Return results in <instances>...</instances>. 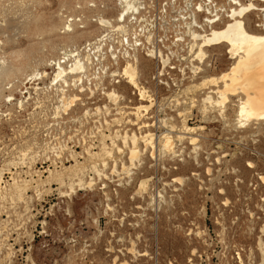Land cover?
I'll return each instance as SVG.
<instances>
[{"label":"rangeland","instance_id":"rangeland-1","mask_svg":"<svg viewBox=\"0 0 264 264\" xmlns=\"http://www.w3.org/2000/svg\"><path fill=\"white\" fill-rule=\"evenodd\" d=\"M119 3L0 0V264H264L259 245L264 242V131L237 127L233 107L227 119L217 111L204 117L206 91L193 88L229 69L233 60L226 47L208 49L201 63L189 51L192 41L182 43L170 89L156 90L153 60L140 56L133 65L138 84L155 103L141 120L135 109L150 103L125 76L127 82L116 85L106 74L95 86L78 75H68L69 87L53 79L64 54L77 56L116 27ZM246 22L255 28L264 13H253ZM71 64L62 66L68 72ZM195 67L202 69L197 76ZM64 90L67 97H78L67 112L57 110ZM113 91L117 102L108 97ZM184 122L198 130L184 134ZM125 133L155 135V153L140 144L141 160L124 173L122 164L131 165L129 150L118 142L124 149L113 150L118 173L111 160L107 167L99 165L104 175L98 177L88 153L100 152L103 141L110 146L105 136ZM164 134L173 137L171 151L159 143ZM192 136L199 139L197 147ZM79 165L85 167V186L75 185L72 192L65 170ZM61 172L66 186L52 180ZM13 180L32 185L23 199L14 196ZM143 180L149 181L145 192L139 190Z\"/></svg>","mask_w":264,"mask_h":264},{"label":"bare ground","instance_id":"bare-ground-1","mask_svg":"<svg viewBox=\"0 0 264 264\" xmlns=\"http://www.w3.org/2000/svg\"><path fill=\"white\" fill-rule=\"evenodd\" d=\"M232 1L234 2L235 5H238V7L231 10V13L229 14V17H228L229 19L228 22L227 23L224 22L226 25L223 27L221 26L211 27L209 31H205L204 33H199V32L194 31L191 34L193 43L191 42L192 46L189 49V51L190 53L194 54L193 55L194 60L199 59V61H201L202 63V61L207 58L208 49L224 46L229 50L228 54H230L231 56L230 59L233 60V63L231 64V66L229 67L227 71L221 73L219 76L205 77L202 79L200 83L194 85L193 88L199 91H206L203 98L201 99L202 107L200 108L201 114L204 117H207L210 115V113H214L215 111H217L219 113L220 118L222 117L223 119H227V116H228L227 110L229 107H233L234 109L232 108L233 110L232 109L231 110L234 113L235 120L237 122L236 124L237 127L246 129L247 132L251 133L256 128L255 126H258L259 129L256 128L258 129V131L255 133H260L262 130L264 131V22L257 24L255 28H251L247 24L246 20L253 13H264V0H248V2L244 4L238 0H232ZM124 2H125L126 7H130L132 1L124 0ZM200 9H202V7ZM98 22H100V20ZM108 23H109L108 21L103 20V23H101V25L104 24L106 26H109V24L111 23L109 24ZM212 23H215V22H212ZM71 26L73 25H69L67 29L68 28L70 29ZM72 31H74V29ZM69 57L74 58L76 60L75 62L77 63L76 66L74 68L72 66L71 68L73 69L67 72L64 66L59 65V68L54 73L55 77L53 76L54 77L53 79H55L58 83L61 82L67 85L68 87L70 85L68 75H71V76L78 75L79 77V74L84 69V66L82 65L81 61L78 60V58H80L78 55L73 56V53H71ZM193 71H194V74L197 76L202 71V69L200 67H195L193 68ZM123 73H124V76L128 79L129 84L135 90H137L139 98L142 101L150 103V105L138 106L135 109L133 113L134 116H136L137 120H141L144 117L143 113L145 112L144 114H146V112H148L154 106L153 99L149 95V92L147 91V89L140 88L138 84L139 82L138 74L139 73L135 66L129 64L128 66L124 68ZM38 75H41V77H43L44 75L46 76V74H43V73L41 74L38 73L37 76ZM79 85H82V84H79ZM65 91L66 90L63 91V96L60 100L61 105L57 107V110H62L64 112H67L69 111V109H71L72 106H74V103H76L75 101H77L78 97L76 96L72 97L73 95L71 97L70 96L67 97ZM113 92L114 93L111 92L110 94H108V97L111 101L113 100L114 102H117V99L119 98V96L115 93V91ZM176 103H178V105L181 104L178 100H176ZM191 103H192V107L195 108L197 100L192 99ZM55 110H56V107H55ZM57 112L60 113L59 111ZM185 115H186L185 112H182V111L179 112L178 114V116L182 118L185 117ZM55 116H56V113H55ZM170 129L171 131H175L176 126L172 124L170 126ZM199 129L202 130L204 128L200 127ZM197 130L198 129L189 127L188 125H186V123L180 129V131L183 132L184 134H191V133L194 134ZM114 136H115L114 138L105 136V138L108 137V140H110L111 142L110 146L107 145L105 141H103L102 142L103 144H101L102 148L100 152L98 151L95 153H91V152L88 153L90 155L91 160H93L91 170L98 177H102L104 175L103 170L99 168V165H102L103 167H107L109 165V161L111 160L114 161V165H113L114 167H112L114 168L113 172L118 173L117 172L118 165H117V161L114 160L113 150L116 149L119 153H124V149L119 146L118 142H121L124 145V147L129 150L128 159L131 165L127 166L124 163L122 164L123 172L128 173V174L131 173V169L134 166H136L135 163L142 156L141 155L142 148L140 149V144H143L145 148H148V146H151L153 150V154L155 153V150L157 149V146L155 145V142H157V138L153 134H146V135L144 134V135L139 136L137 134L125 133L122 135L118 134ZM178 139L182 141L185 138L183 137V135H179ZM189 139L191 141V144L197 147L199 143V139L193 136L189 137ZM159 143L162 145V147L165 150H168V151L173 150L174 141H173V137H171L169 134L162 135V137L159 140ZM22 151H20L19 153H21ZM25 152L21 155L23 158L27 157ZM30 152L31 151H29L28 153ZM21 156L20 158H22ZM19 161H21V159ZM30 161H32V159ZM16 163L19 164L18 161ZM14 164L15 163H13V165ZM84 169L85 167L83 166L80 167V165L79 167L72 166V167L66 168L65 171H67L66 175L68 176L67 178L69 180L68 181L69 187L72 192H74L75 190V185H78L80 187V190H82L83 189L82 187L85 186L84 178H83L84 172H85ZM52 172L50 173V176L53 175ZM58 173H57V176H55L56 174L53 176L52 180H54V178L56 177L57 178L56 181L60 183L58 185L63 186L66 184V179L64 178L65 174L61 172L63 175L61 173H60L61 175H58ZM3 175H4L3 171H0V184L3 181ZM48 180L49 181L51 180L50 177L48 178ZM179 181H182V180L179 179ZM263 181H264V177H263ZM37 182L39 183L41 181H37ZM148 182H149L148 180L141 181L139 190L143 192L147 191L146 189L148 187ZM18 183L16 181L13 183L14 196L21 198L26 193V191L29 189V187H31L32 185L29 184L28 181H24L23 184L21 183L18 184ZM42 183L44 184L45 182H42ZM48 183H51V181ZM92 185H93V181L89 183V187H91ZM1 186L2 185H0V187ZM4 195L2 197H6ZM0 197H1V194H0ZM259 245H260V249H261L263 260H264V242H260ZM123 264H126V263H123Z\"/></svg>","mask_w":264,"mask_h":264},{"label":"built area","instance_id":"built-area-1","mask_svg":"<svg viewBox=\"0 0 264 264\" xmlns=\"http://www.w3.org/2000/svg\"><path fill=\"white\" fill-rule=\"evenodd\" d=\"M120 1L122 13L116 27L75 52L84 66L79 79L86 80L88 86H95L94 81L106 74L116 85L127 82L122 67L136 65L139 57L145 56L154 63L156 90L170 89L176 78L180 45L188 39L193 43L194 31L204 33L222 25L231 10L238 7L228 0H131L130 7ZM67 54L57 62V67L58 63L76 66V60L72 61Z\"/></svg>","mask_w":264,"mask_h":264}]
</instances>
